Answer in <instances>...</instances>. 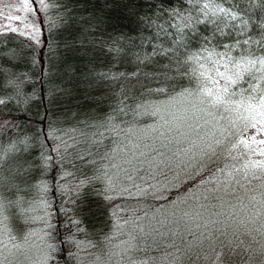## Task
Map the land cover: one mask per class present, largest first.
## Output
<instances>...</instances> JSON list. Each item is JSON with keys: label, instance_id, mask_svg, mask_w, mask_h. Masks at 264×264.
Wrapping results in <instances>:
<instances>
[{"label": "trees", "instance_id": "1", "mask_svg": "<svg viewBox=\"0 0 264 264\" xmlns=\"http://www.w3.org/2000/svg\"><path fill=\"white\" fill-rule=\"evenodd\" d=\"M211 2L240 19L205 16L188 0H44L39 43L0 32V197L6 205L0 215L18 237L40 226L37 207L44 204L49 264H77L82 250L93 253L110 242L122 246L125 264H189L188 241L204 231L198 224L216 219L213 213L243 217L244 205L261 199L264 180L249 177V183L233 169L264 157L242 146L232 153L237 159L228 156L235 140L254 134L251 128H230L215 163L200 158L178 166L177 158L166 161L170 143L142 152L126 136L154 122L152 106L169 104L184 88L196 91L199 64L191 55L211 67L206 57L213 49L223 53L224 43L260 39L259 0ZM241 28L244 35L237 36ZM120 147L140 161L119 158ZM250 147L264 145L250 141ZM155 153L161 162L152 163ZM131 164L141 168L133 171ZM228 171L239 183H223Z\"/></svg>", "mask_w": 264, "mask_h": 264}, {"label": "snow or ice", "instance_id": "2", "mask_svg": "<svg viewBox=\"0 0 264 264\" xmlns=\"http://www.w3.org/2000/svg\"><path fill=\"white\" fill-rule=\"evenodd\" d=\"M188 2L194 7L199 5L200 11L205 16L208 15L209 11H212L213 15L216 12L221 13L227 22L240 19L237 11L225 9L219 3L214 6L211 0H203L202 3L201 0H188ZM259 2L264 6V0H259ZM24 7L28 8L29 5L25 3ZM212 23H217V21L213 20ZM243 24L247 27L248 21L244 20ZM261 28L264 29V23L261 24ZM244 31L245 29L241 28L236 35L242 36ZM221 32L225 35H231L223 33L222 29ZM250 41L251 37L242 42L235 39L234 44L224 43L221 45L226 49L223 53H218L213 49L206 57L211 67L200 64L196 54L188 58L199 64V69H194L193 73L199 72L197 78L201 83L197 86L196 91L184 88L179 93L180 98L191 104V108L185 111H190L196 120L201 118L199 113H204L213 118H216L219 113V119H228L230 125V127L218 129L222 139L215 138L216 133L213 132L211 134L213 139L204 142L203 146L198 145L195 140L192 141L194 147H199L201 160L206 159L208 163L216 162L217 149L232 135L230 128H235L237 122L241 120L244 121V130L247 131L248 128H251L254 130V134L249 139L240 136L239 139L235 140L228 149V156L237 159L238 157H234L232 153L239 152L242 146L247 151L255 152L264 157V147L255 149L250 147V141L253 145H264V138L257 140V135L264 136V31H261L259 40L251 41L256 45L255 49L250 46ZM241 44L248 46L245 49V54L233 57L231 52L240 47ZM204 51L209 50L205 48ZM213 56L219 57V59H213ZM209 83L212 87L208 86ZM161 91L164 90L161 89ZM172 99L175 100L176 98L173 97ZM224 113L231 115L225 117ZM193 131L197 132L199 139H204L200 136L197 128L193 127ZM204 135L207 136L208 133ZM192 158H195V154ZM218 170L225 171L223 168ZM233 171L235 173L242 172V178L249 183L251 182L249 177L252 180H264V160L253 161L249 159L240 168L234 167ZM233 171L227 172V178L223 183L231 184L234 180L239 183V180H236L233 175ZM261 187L264 188V184ZM107 199L111 200L112 197H107ZM251 203V208L244 205L247 211L243 217H240L239 213H213V216L217 217L216 219L198 224V227H202L204 231L193 234V240L188 241L189 251L185 254L188 256L189 264H199L200 261H203V264H264V192L261 193L260 200L252 197ZM5 207L3 198L0 197V213ZM196 215L202 217L203 214L197 213ZM219 216L225 218L219 219ZM233 221L235 226H233ZM5 227L7 226L5 225ZM25 241H27V237H25ZM205 243H207L206 248L204 247ZM4 247L7 245L5 244ZM13 247L17 251L21 249L19 244H14ZM193 248L198 249L194 254L192 253ZM180 259V257L176 258L177 261ZM47 260L48 258L45 256L39 264H47ZM0 264H3L2 260H0ZM131 264H137V262L131 260ZM140 264H147V262L142 261Z\"/></svg>", "mask_w": 264, "mask_h": 264}, {"label": "rangeland", "instance_id": "3", "mask_svg": "<svg viewBox=\"0 0 264 264\" xmlns=\"http://www.w3.org/2000/svg\"><path fill=\"white\" fill-rule=\"evenodd\" d=\"M29 5L28 8L24 7V4ZM44 4L41 0H3L0 2V32H12L18 36H27L33 42L39 43L41 41V30L37 27L38 21L43 20L42 7ZM11 17V19H9ZM15 29V31H13ZM175 100H170L169 104L154 105L152 106L153 112L156 114L154 122L150 125L132 130L131 134H127L128 141L134 142L139 145L140 151H152L160 147L159 144L167 145L170 143L169 157H166V161L169 158H177L179 163L176 166L181 165L186 160H199L200 150L199 147H194L192 141L200 146L203 143L212 140L213 132L216 133L215 138H221L218 129L229 125L228 119H219V113L216 118L208 116L204 113H199L201 117L196 120L192 117L191 112H186V109L191 108V104L188 101L183 100L179 96H175ZM191 99V98H190ZM229 113H224L225 117H228ZM218 121V122H217ZM237 125H244V121H238ZM230 126V125H229ZM193 127L199 130L200 136L204 137L203 140L199 139L197 132L193 131ZM163 133V135H161ZM208 133L207 136L204 134ZM147 145V147H146ZM126 148L118 150L117 156L119 158H125L128 160H139L136 152L130 156ZM139 153V152H138ZM156 154V153H155ZM195 154V158L192 156ZM140 155V154H139ZM163 159L156 154V157L152 163L161 162ZM144 162V161H143ZM129 165V164H128ZM140 164H131L132 170L140 169ZM41 210L42 216H39L36 220L40 223V226L35 227L33 230L19 231L18 237L15 236V232L9 224L6 223V217L0 215V260L3 264H39L41 260L47 256V264L50 263L52 256V243L47 237L48 229L46 228L48 222V216L45 211L44 204H40L37 207ZM5 225L7 227H5ZM14 237V239H12ZM27 237V241H25ZM120 243V242H119ZM7 247H4V245ZM14 244L21 245V249L17 251L13 247ZM51 246V247H50ZM99 251L95 250L93 253L87 250L80 252L77 264H122V246L116 242H110L107 247H103ZM125 264V263H124Z\"/></svg>", "mask_w": 264, "mask_h": 264}]
</instances>
